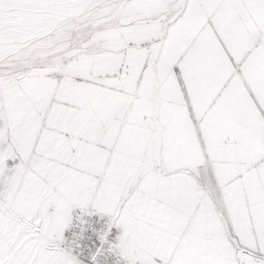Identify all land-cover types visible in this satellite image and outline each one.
I'll use <instances>...</instances> for the list:
<instances>
[{"label":"crops","instance_id":"1","mask_svg":"<svg viewBox=\"0 0 264 264\" xmlns=\"http://www.w3.org/2000/svg\"><path fill=\"white\" fill-rule=\"evenodd\" d=\"M113 11L93 53L26 77L32 182L53 191L64 232L76 206L115 216L135 264H258L264 0Z\"/></svg>","mask_w":264,"mask_h":264},{"label":"rangeland","instance_id":"2","mask_svg":"<svg viewBox=\"0 0 264 264\" xmlns=\"http://www.w3.org/2000/svg\"><path fill=\"white\" fill-rule=\"evenodd\" d=\"M118 2L0 0V264H79L58 246L65 215L55 221L53 191L32 182L20 154L26 77L93 53L94 27L110 20Z\"/></svg>","mask_w":264,"mask_h":264},{"label":"built area","instance_id":"3","mask_svg":"<svg viewBox=\"0 0 264 264\" xmlns=\"http://www.w3.org/2000/svg\"><path fill=\"white\" fill-rule=\"evenodd\" d=\"M122 232L115 216L73 207L58 246L79 264H135L118 245ZM264 264V257H256Z\"/></svg>","mask_w":264,"mask_h":264}]
</instances>
